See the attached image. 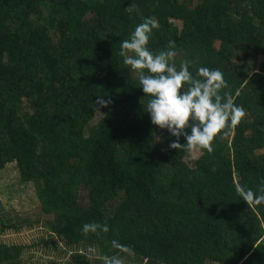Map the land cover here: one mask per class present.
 I'll use <instances>...</instances> for the list:
<instances>
[{"label": "trees", "instance_id": "trees-1", "mask_svg": "<svg viewBox=\"0 0 264 264\" xmlns=\"http://www.w3.org/2000/svg\"><path fill=\"white\" fill-rule=\"evenodd\" d=\"M145 17L150 50L173 40L177 67L220 69L246 113L191 163L119 55ZM12 163L70 249L48 264H94L86 247L100 264H264V205L236 192L264 182V0H0V173ZM7 211L0 232L33 222ZM26 248L0 238V264Z\"/></svg>", "mask_w": 264, "mask_h": 264}, {"label": "clouds", "instance_id": "clouds-1", "mask_svg": "<svg viewBox=\"0 0 264 264\" xmlns=\"http://www.w3.org/2000/svg\"><path fill=\"white\" fill-rule=\"evenodd\" d=\"M160 25L155 18L145 17L136 25L130 38L121 40L119 55L124 65L137 74L138 86L147 95L143 107L150 122L166 129L171 140L169 147L184 152L204 149L211 153L212 142L225 128H233L245 116V111L235 103L224 73L218 68L195 67L188 59L175 62V41L169 40L166 48L152 51L148 47L153 31ZM194 71L190 70L193 69ZM109 101L99 97L98 105ZM183 137L184 143H180ZM236 192L247 203L264 205V182L254 192L236 185ZM95 223L82 226L83 233L95 232ZM107 231V226H103ZM113 246L129 255L133 250L113 241ZM109 264H123L113 257Z\"/></svg>", "mask_w": 264, "mask_h": 264}, {"label": "rangeland", "instance_id": "rangeland-1", "mask_svg": "<svg viewBox=\"0 0 264 264\" xmlns=\"http://www.w3.org/2000/svg\"><path fill=\"white\" fill-rule=\"evenodd\" d=\"M231 135L229 139H231ZM200 154L199 148L188 152L187 162L191 163ZM7 167L5 171L7 173H0L1 204L11 216L14 217L15 214L22 217L28 216L29 221L33 222H30V225L19 231L12 229L1 231L0 238L8 243L24 242L28 244V248L24 249L22 254L24 264H48L54 260L66 261L70 249H67L63 241L49 230L47 222L51 220V217H47L40 212L35 184L31 181L21 182L19 180L15 163ZM83 195H85V192ZM82 204L86 206L87 200L83 199ZM84 252H88L92 263L100 264L97 254L89 247H86ZM121 260L126 264H131L127 259L123 258Z\"/></svg>", "mask_w": 264, "mask_h": 264}]
</instances>
